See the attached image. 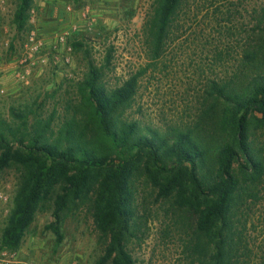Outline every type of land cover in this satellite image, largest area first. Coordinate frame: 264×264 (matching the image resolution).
<instances>
[{"label": "trees", "instance_id": "16d2710c", "mask_svg": "<svg viewBox=\"0 0 264 264\" xmlns=\"http://www.w3.org/2000/svg\"><path fill=\"white\" fill-rule=\"evenodd\" d=\"M33 1L18 0L13 23L19 31ZM186 1H154L145 23L153 59ZM255 14L237 72L209 82L192 127L164 131L126 116L137 77L107 89L91 62L77 86L78 107L56 132L51 119L32 123L27 110L11 109V120L0 118V172L18 173L0 250L16 251L36 214L51 205L53 221L46 229L59 244L63 218L88 206L103 242L95 264H135L129 244L141 238L144 218L134 184L142 177L156 201L179 214L174 225L184 230L185 264H246L243 212L264 185V154L256 136L264 132V6ZM77 114L83 118L77 120Z\"/></svg>", "mask_w": 264, "mask_h": 264}, {"label": "rangeland", "instance_id": "374dc122", "mask_svg": "<svg viewBox=\"0 0 264 264\" xmlns=\"http://www.w3.org/2000/svg\"><path fill=\"white\" fill-rule=\"evenodd\" d=\"M154 1L34 0L41 54L50 57L55 52L59 62L38 64L21 80L15 73L29 29L28 17L19 31L13 23L18 0H5V10L0 11V70H4L0 71V89L4 90L0 118L11 120V109L27 110L32 123L51 119L56 132L74 115L80 102L77 86L91 62L100 69L107 89L137 77L136 94L126 116L164 131L194 126L209 82H220L237 72L245 39L254 30L253 19L264 0H187L156 59L145 34ZM62 33H67L66 44L71 47L69 60L65 47L57 43ZM73 43L83 47L75 50ZM256 136L264 154V132ZM17 185L15 169L0 172V189L9 197L8 213L0 215V232ZM134 187L137 210L144 218L140 241L129 244L135 264H185L180 247L184 230L179 225L177 231L174 225L179 214L169 204L156 201L155 191L144 178H138ZM51 212L52 205L36 214L16 251L0 250V257L11 255L6 264H95L103 242L88 206L63 218L59 244L46 229L53 221ZM244 219L243 244L250 251L246 264H264V185L257 202L243 212Z\"/></svg>", "mask_w": 264, "mask_h": 264}, {"label": "built area", "instance_id": "2783aa9c", "mask_svg": "<svg viewBox=\"0 0 264 264\" xmlns=\"http://www.w3.org/2000/svg\"><path fill=\"white\" fill-rule=\"evenodd\" d=\"M5 10V0H0V11ZM36 22L35 10L30 9L28 15L29 29L27 31L26 41L23 44L20 57L17 61L18 70L15 73L16 78L25 79L32 68L36 65H46L50 63L56 65L59 62L58 55L54 52L50 57H45L41 54L43 51V43L39 38L36 29L34 28ZM2 27V21L0 19V28ZM75 30V27L72 28ZM67 33H62L57 37L58 45H63L65 47V52L68 56L71 53V47L66 44ZM6 45V44H5ZM56 47H54L55 50ZM0 94H4V90L0 89ZM9 197L7 193L0 189V215L8 213ZM11 255L7 253H2L0 257V264H6L7 260Z\"/></svg>", "mask_w": 264, "mask_h": 264}, {"label": "crops", "instance_id": "0c3cea01", "mask_svg": "<svg viewBox=\"0 0 264 264\" xmlns=\"http://www.w3.org/2000/svg\"><path fill=\"white\" fill-rule=\"evenodd\" d=\"M0 71H4V70H0ZM3 77V76H2Z\"/></svg>", "mask_w": 264, "mask_h": 264}]
</instances>
